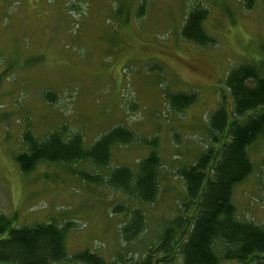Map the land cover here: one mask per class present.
<instances>
[{
    "label": "rangeland",
    "instance_id": "1",
    "mask_svg": "<svg viewBox=\"0 0 264 264\" xmlns=\"http://www.w3.org/2000/svg\"><path fill=\"white\" fill-rule=\"evenodd\" d=\"M196 4L208 11L213 44L197 46L179 34ZM263 56L264 0L251 8L244 0H0V213L14 215L18 225L71 221L69 254L87 249L121 264L140 257L183 198L179 169L210 144V113L223 101L230 110L227 71ZM46 91L55 101L45 100ZM167 92H194L195 100L177 110ZM118 125L135 138L112 149L108 167L40 163L23 174L13 160L27 129L39 138L59 128L78 131L89 144ZM151 149L162 164L158 195L142 205L144 232L124 243L118 226L125 216L112 207L133 203L107 185V176L111 167L135 166ZM248 154L252 172L231 200L239 218L261 223L264 133ZM79 171L101 180L89 182Z\"/></svg>",
    "mask_w": 264,
    "mask_h": 264
},
{
    "label": "trees",
    "instance_id": "2",
    "mask_svg": "<svg viewBox=\"0 0 264 264\" xmlns=\"http://www.w3.org/2000/svg\"><path fill=\"white\" fill-rule=\"evenodd\" d=\"M244 2L247 8L253 6V0ZM207 14L200 4L189 8L179 31L182 39L197 46L215 43L205 28ZM225 85L230 110L223 101L210 113V144L192 164L179 169L184 195L176 212L162 226L157 240L127 264H264V221L239 218L231 200L234 186L253 169L248 147L264 133V56L231 67ZM43 96L47 102L56 99L53 91ZM165 98L172 108L181 110L194 102L195 93L167 92ZM134 138V133L121 125L89 144L78 131L66 133L65 128H59L39 138L27 129L21 135L23 150L13 160L23 174L40 163L71 166L86 162L108 167L112 149ZM161 167L157 151L151 149L135 166L119 165L109 170L107 185L133 203L131 207L124 203L112 207L113 213L125 216L118 226L124 243L133 242L145 230L142 205L155 201ZM77 174L92 183L101 180L98 174ZM73 225L71 221L57 223L54 218L18 225L14 215L0 213V264H121L87 249L67 253L65 238Z\"/></svg>",
    "mask_w": 264,
    "mask_h": 264
}]
</instances>
